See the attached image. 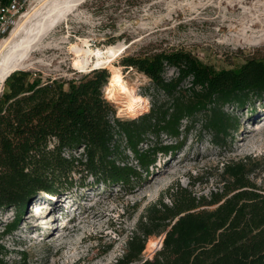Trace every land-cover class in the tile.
<instances>
[{"label":"trees","instance_id":"16d2710c","mask_svg":"<svg viewBox=\"0 0 264 264\" xmlns=\"http://www.w3.org/2000/svg\"><path fill=\"white\" fill-rule=\"evenodd\" d=\"M121 65L144 74L156 91L148 94L151 108L132 119L118 117L105 95L111 76L107 68L67 80L20 69L5 79L0 94V210L14 207L21 214L42 192L70 190L78 184L74 173L104 184L138 185L141 170L147 172L159 153H175L183 145L179 140L163 143L162 135L179 139L189 129L183 122L193 123L204 114L203 126L221 144L235 125L225 107L264 99V56L218 68L179 47L125 55ZM169 69L176 75L168 77ZM151 136L153 144L142 148ZM248 165L243 160L225 163L222 190L209 198L180 184L171 187V203L161 197L151 205L147 221L115 264H264V191L251 179ZM162 232V248L144 258L149 237Z\"/></svg>","mask_w":264,"mask_h":264},{"label":"rangeland","instance_id":"374dc122","mask_svg":"<svg viewBox=\"0 0 264 264\" xmlns=\"http://www.w3.org/2000/svg\"><path fill=\"white\" fill-rule=\"evenodd\" d=\"M260 1L264 2L84 0L52 28L45 39L46 46L31 53L35 66L23 70L44 78H78L86 71L74 68L72 43L87 40L95 48L126 44L128 48L113 65L134 88L110 100L118 117L132 119L151 108L148 94L156 91L144 74L121 65L123 56L184 47L218 68L263 57L264 43L239 44L228 39L233 29L230 25H238L245 7L255 12L264 7ZM99 68H107L111 74L115 69ZM174 75V69L167 71L168 77ZM140 96L147 103L136 101L135 112L126 110V102ZM225 109L235 125L221 144L215 143L214 133L203 126L204 114L193 123L184 121L189 129L179 139L161 137L166 144L183 141L182 147L175 153H159L147 172L141 170L142 182L138 185L104 184L89 174L74 173L78 184L72 189L57 195L42 192L21 214L14 207L0 210V264H115L124 255L130 237L147 221L154 202L162 197L171 203L168 191L178 184L197 197L209 198L212 192L222 190V172L227 162H248L251 179L264 191V99L243 107L228 105ZM153 142L151 136L141 147L146 149ZM127 153L135 165L133 153ZM39 204L48 205L41 215L37 214ZM14 222L15 229L3 235ZM165 235L162 232L149 237L144 258L154 257L162 248Z\"/></svg>","mask_w":264,"mask_h":264},{"label":"bare ground","instance_id":"6f19581e","mask_svg":"<svg viewBox=\"0 0 264 264\" xmlns=\"http://www.w3.org/2000/svg\"><path fill=\"white\" fill-rule=\"evenodd\" d=\"M82 1L84 0H37L18 19L10 35L0 41V93L5 78L10 73L35 66L36 61L32 59L31 53L41 46H46L44 44L45 39L52 28L67 17ZM261 4L264 6V2H261ZM245 9V14L238 25H230L233 29L230 30L232 34L228 39L239 44H263L264 7L258 8L255 12L246 7ZM47 44L49 45V43ZM127 48L128 46L123 43L110 45L106 48H95L87 40L70 45V50L74 54L75 69L87 72L99 67L112 66L115 68L112 70L110 81L105 87L106 97L109 99H115L117 94L130 93L134 88L123 77L119 68L113 65L114 60L123 54ZM140 100L147 103L145 97H131L126 102V110L135 112L137 110L136 101ZM36 208L38 210L37 214L41 215L48 208V205L39 204Z\"/></svg>","mask_w":264,"mask_h":264},{"label":"built area","instance_id":"2783aa9c","mask_svg":"<svg viewBox=\"0 0 264 264\" xmlns=\"http://www.w3.org/2000/svg\"><path fill=\"white\" fill-rule=\"evenodd\" d=\"M37 0H10L0 3V41L7 37L16 26L18 19L32 7Z\"/></svg>","mask_w":264,"mask_h":264},{"label":"water","instance_id":"95a60500","mask_svg":"<svg viewBox=\"0 0 264 264\" xmlns=\"http://www.w3.org/2000/svg\"><path fill=\"white\" fill-rule=\"evenodd\" d=\"M10 74H11V73H10ZM10 74H9V75H10ZM9 75H8V76H9ZM8 76H7V77H8ZM7 77H6V78H7ZM6 78H5V79H6Z\"/></svg>","mask_w":264,"mask_h":264}]
</instances>
